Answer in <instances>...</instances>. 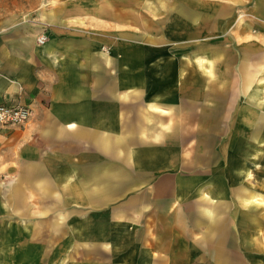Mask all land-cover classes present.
I'll use <instances>...</instances> for the list:
<instances>
[{"label": "crops", "instance_id": "0c3cea01", "mask_svg": "<svg viewBox=\"0 0 264 264\" xmlns=\"http://www.w3.org/2000/svg\"><path fill=\"white\" fill-rule=\"evenodd\" d=\"M1 102L31 110L0 128L22 264L63 237L67 264H264V0L0 11Z\"/></svg>", "mask_w": 264, "mask_h": 264}, {"label": "rangeland", "instance_id": "374dc122", "mask_svg": "<svg viewBox=\"0 0 264 264\" xmlns=\"http://www.w3.org/2000/svg\"><path fill=\"white\" fill-rule=\"evenodd\" d=\"M60 0H0V11H5L6 9H12L14 11V18L18 19H30L32 23L39 21V17L43 16L44 13L50 12L52 9L56 7V4L59 3ZM43 19V18H41ZM16 20V19H15ZM261 166V165H258ZM254 185L260 186L261 182L254 179ZM260 196V195H259ZM260 201V199L258 198ZM261 202V201H260ZM106 212V211H105ZM14 218L19 219L17 216ZM10 221L6 216H0V264H22V258H20V254L22 253V243L20 239V229H17L16 226H10L8 224ZM20 228V227H19ZM68 237H63L61 243L62 249H59L58 256H61L63 252L69 246ZM59 243V244H60ZM58 244V245H59ZM35 251V257L37 255V250ZM31 250H29V254ZM46 264H54V261L58 262L61 260L63 263L67 264V259H55V256L52 252L46 251ZM14 255V258H12ZM17 255V259H16ZM13 261V263L9 261ZM231 261L232 259H227ZM237 259H233L236 262ZM24 261V264H30L27 260ZM73 264H85L84 256H74L72 259ZM177 264H211V259L208 258H186V259H176ZM37 264V259H33V263ZM60 264V261L57 263Z\"/></svg>", "mask_w": 264, "mask_h": 264}, {"label": "built area", "instance_id": "2783aa9c", "mask_svg": "<svg viewBox=\"0 0 264 264\" xmlns=\"http://www.w3.org/2000/svg\"><path fill=\"white\" fill-rule=\"evenodd\" d=\"M43 39V36H39L37 40L41 42ZM30 114L31 110L27 104H5L1 102L0 128L22 125L28 120Z\"/></svg>", "mask_w": 264, "mask_h": 264}]
</instances>
